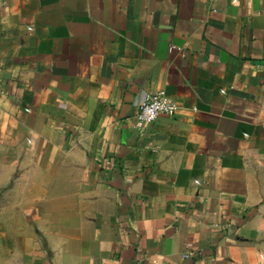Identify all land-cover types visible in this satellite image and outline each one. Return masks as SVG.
Listing matches in <instances>:
<instances>
[{"label":"crops","instance_id":"obj_1","mask_svg":"<svg viewBox=\"0 0 264 264\" xmlns=\"http://www.w3.org/2000/svg\"><path fill=\"white\" fill-rule=\"evenodd\" d=\"M0 264H264V0H0Z\"/></svg>","mask_w":264,"mask_h":264},{"label":"built area","instance_id":"obj_2","mask_svg":"<svg viewBox=\"0 0 264 264\" xmlns=\"http://www.w3.org/2000/svg\"><path fill=\"white\" fill-rule=\"evenodd\" d=\"M177 106L164 93H150L138 104L134 117L135 125L140 127L152 123L159 115H174Z\"/></svg>","mask_w":264,"mask_h":264},{"label":"rangeland","instance_id":"obj_3","mask_svg":"<svg viewBox=\"0 0 264 264\" xmlns=\"http://www.w3.org/2000/svg\"><path fill=\"white\" fill-rule=\"evenodd\" d=\"M14 166V164H12V163H9V164H7V168H11V170H13V167ZM12 183H14V181L13 180H7V185H6V187L8 188V187H11L12 186Z\"/></svg>","mask_w":264,"mask_h":264}]
</instances>
